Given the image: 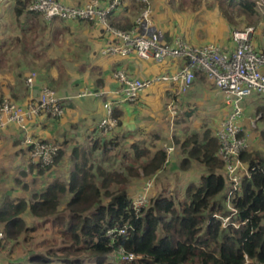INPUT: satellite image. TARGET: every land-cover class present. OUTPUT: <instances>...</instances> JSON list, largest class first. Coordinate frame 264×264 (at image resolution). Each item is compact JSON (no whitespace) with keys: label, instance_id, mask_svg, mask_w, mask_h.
<instances>
[{"label":"crops","instance_id":"obj_1","mask_svg":"<svg viewBox=\"0 0 264 264\" xmlns=\"http://www.w3.org/2000/svg\"><path fill=\"white\" fill-rule=\"evenodd\" d=\"M58 1L69 6H83L89 2ZM111 1L103 0L102 8L107 7ZM165 2L167 1L151 0L157 31L170 44L179 37L190 43L187 36L175 30L174 23L166 17L170 9L168 10ZM14 5L15 0H4L0 6V104L4 99H10L26 106L38 99L42 89L46 87L54 90L59 97L71 100L67 102L65 113L60 118L43 114L29 122L26 129L17 125L0 129V208L7 200H25L31 204L34 197L44 193L50 184H68L78 162L74 156L76 149L87 156L89 166L107 169V158H104L105 161L103 159L106 156L103 144L106 143L108 146L113 143L119 148V161L126 154L133 153L134 144L142 149L147 148L151 155L160 149L165 151L166 147H173L174 151L162 170L168 169L176 175L175 180L169 177L167 182L171 189H177L178 194L168 195L179 201L185 200L187 187L191 184L199 185L202 178L208 175L209 169L197 159L191 158L189 152L192 147L185 150L182 143L197 135L199 145H203L206 131H211L217 137L229 114L225 96L214 82L197 74L193 86L185 94L178 93L179 85L176 84L177 91H167L164 97L156 91L142 98L144 90L137 102H125L122 98V86L114 77L117 70H127L132 78L148 79L175 74L185 66L184 62L168 59L167 65L155 66L136 54L126 57L105 55L103 50L111 43L112 37L101 25L47 21L40 14L37 18L25 15L16 18ZM139 9L135 0H122L119 8L109 17L110 25L116 24L120 29L131 28L139 15ZM44 26L50 29L47 33ZM219 46L227 53L235 49L232 40ZM31 72H36L38 76L34 86L29 87L26 79ZM85 91L102 92L103 95L84 96ZM246 100L241 120L243 135L248 141L245 153L247 158L264 161V94H254ZM172 102L178 105L179 116L175 119L167 110ZM109 107L113 114L114 110L121 113V126L110 130L100 127L108 116ZM206 121H213V127ZM27 137L58 144L64 153L61 161L49 170L41 171L42 168L30 161L31 148L24 143ZM95 143L100 147L94 149ZM185 159L189 160L187 164L183 163ZM244 163L250 167L249 160ZM141 164L142 162H138L133 168L139 169ZM129 166L130 164L126 165V168ZM126 168V173L122 171L123 168L119 172L128 179L127 190L132 199H135L144 192L146 182L143 186L138 185L134 181L136 177L129 175ZM157 174L152 177H157ZM153 187L149 192L151 199L167 194V190L159 193V189ZM70 199L71 195L68 193L61 198L58 214L63 212ZM24 218L28 230L18 240H8L0 247V264H32V256L46 254V247L52 243L63 241V244H58L59 249L67 246L66 239H60L63 236L49 219L34 216L30 211L25 213ZM0 229L3 230L1 225ZM85 264L95 263L88 260Z\"/></svg>","mask_w":264,"mask_h":264},{"label":"trees","instance_id":"obj_2","mask_svg":"<svg viewBox=\"0 0 264 264\" xmlns=\"http://www.w3.org/2000/svg\"><path fill=\"white\" fill-rule=\"evenodd\" d=\"M223 1L246 17L259 15L257 0ZM31 2L15 0L16 18L39 17L29 10ZM111 25L120 29L116 24ZM114 42L117 40L112 37L111 43ZM182 61L186 65L187 59ZM120 115L114 110L117 127L121 126ZM204 140L199 145V136L194 135L182 143L185 150L192 147L191 158L209 169L200 184L187 187L185 200L160 195L139 213L132 206L128 179L119 171L89 166L87 156L76 149L74 156L78 162L68 184H50L31 204L25 200H7L0 208V225L7 241L18 240L28 230L24 215L30 211L34 216L49 219L67 241V246L59 250L33 255L32 264H85L88 260L107 264L118 248L141 257L133 264H264V161L247 158L246 153L242 155L243 161H250V177L243 180L241 193L234 201L241 225L224 228L221 218L227 214L223 197L227 189L225 164L218 156L219 139L206 131ZM103 145L106 155L115 147L113 143ZM98 147L95 143L94 149ZM132 149L133 153L126 154L124 160L131 162L126 169L133 177L155 175L166 164L167 154L163 149L154 155L138 144ZM63 154L60 147L55 164L41 171L57 165ZM188 161L185 159L183 163ZM138 162L142 164L135 170L133 165ZM116 184L119 188L112 191ZM67 193L71 199L58 214L61 198ZM125 225V236L114 240L107 237L108 230Z\"/></svg>","mask_w":264,"mask_h":264},{"label":"built area","instance_id":"obj_3","mask_svg":"<svg viewBox=\"0 0 264 264\" xmlns=\"http://www.w3.org/2000/svg\"><path fill=\"white\" fill-rule=\"evenodd\" d=\"M4 0H0V6ZM103 0H89L83 6H69L58 0H32L29 10L40 14L47 21L89 22L101 25L117 42L108 44L105 55H120L123 57L136 54L147 61L163 62L168 59H187L186 65L175 74H163L148 79L132 78L127 70L120 69L114 73L115 79L122 86V98L125 102L135 103L141 93L156 83H175L179 85L178 93H187L194 84L196 75H204L214 82L224 94L226 104L231 108L217 133L219 139L218 156L225 164L227 189L224 192L226 215L221 218L223 227L238 228V210L234 201L242 190L245 178L250 177V167L242 160V155L248 149V141L243 135L241 120L244 116L243 102L254 94H264V44L261 50L254 45L255 28L249 27L234 30L232 40L235 44L233 52H224L221 46L210 44L204 47L193 46L183 38H177L172 44H166L161 33L157 31L153 20L151 0H135L139 6V15L130 30L112 27L109 17L122 4V0H112L107 7L102 8ZM264 11V0L257 1V7ZM264 43V41H263ZM38 74L31 72L26 79L29 87L34 86ZM84 96H102L103 93L85 91ZM71 98L59 97L51 88H43L38 99L21 106L9 99L0 104V129L17 125L26 129L28 123L35 118L48 114L52 118H60L65 113V106ZM167 110L173 119L179 116L178 105L170 103ZM118 121L113 116L112 108H108V116L100 127L115 128ZM31 149L30 161L41 168L55 164L59 156L60 146L55 143L27 137L24 141ZM173 147H166L167 161L173 153ZM155 178L150 177L144 192L133 199V209L140 212L150 204L149 192ZM127 234V226L115 227L107 231L108 238L114 240ZM7 243L5 232L0 229V245ZM114 243V242H113ZM111 244V246L113 245ZM141 257L118 248L109 257L108 264H133Z\"/></svg>","mask_w":264,"mask_h":264},{"label":"rangeland","instance_id":"obj_4","mask_svg":"<svg viewBox=\"0 0 264 264\" xmlns=\"http://www.w3.org/2000/svg\"><path fill=\"white\" fill-rule=\"evenodd\" d=\"M166 1L167 2H165V4L167 5L168 10L170 9V11H167L166 17L174 23L176 28L175 30L181 32L182 33L181 35L185 34L187 36L186 38L194 46L204 47L210 44L222 45L224 42H228L229 40H232V33L234 30H242L245 28L253 27L256 30L254 35L255 48L256 50H261L263 48L264 11L262 10L263 8L260 6L257 7L259 15L246 17L240 14L239 11H237L236 9H232V7H229V5L226 4L225 1L223 0H166ZM162 11L164 12V9ZM48 28H49L48 26H44V31L48 32L50 30V29L48 30ZM151 62L155 66L157 65L165 66L168 64L167 60L163 61L162 63L153 60H151ZM141 79H145V78H141ZM156 91H158L159 94L164 97L167 91L175 93L177 91V86L176 84L166 83V82L156 83L150 89L144 91V93L142 94V98H145L147 94L152 95ZM246 101L247 100H244L243 107ZM224 106L225 108H227L225 103ZM230 111L231 108L229 107V113ZM205 123L213 127L214 122L206 121ZM207 124L205 125L207 126ZM120 153L121 152H119V148L115 146L110 149L109 154L107 155L105 154L106 156H104L103 159L105 157L107 158L106 167L108 169L113 171H119L120 169L123 168L122 171L126 173V170L124 169L126 168V165L131 164V162L129 161L128 163H125L123 158L122 160L119 161ZM150 177L152 176L149 177L143 176L142 178H134V181L138 182L139 183L138 185L142 184L141 186H143V184H145L144 182H147V180ZM169 177L172 178V180H175L174 178H176V175L173 172L168 171V169L162 170L161 173L157 174V177H155L153 189L154 188L159 189V193L160 192L164 193L167 190L166 195L171 193L177 195L178 194L177 193L178 191H176L177 189L176 188L171 189V186L167 182L169 181L167 180ZM114 186L115 187L112 191L117 190L119 188V185L117 184ZM149 197L150 196H148V198ZM62 238L64 237H61L60 239ZM60 243L63 244V241H58L57 243L55 242L52 243V245L47 246L45 249L46 253L48 254V251L52 249H55V251L58 250L59 249L58 244Z\"/></svg>","mask_w":264,"mask_h":264}]
</instances>
